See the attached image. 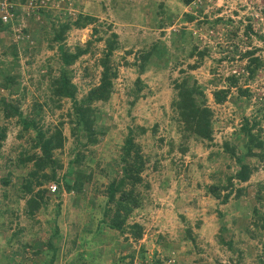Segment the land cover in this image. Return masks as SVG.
I'll return each mask as SVG.
<instances>
[{
  "label": "rangeland",
  "instance_id": "obj_1",
  "mask_svg": "<svg viewBox=\"0 0 264 264\" xmlns=\"http://www.w3.org/2000/svg\"><path fill=\"white\" fill-rule=\"evenodd\" d=\"M38 8H43L47 13L51 11L49 18L38 15ZM13 9L20 10L21 15L15 17L17 20L12 22L9 29L0 32V72L6 71L8 76L17 74V84L13 86L15 90L11 94L9 89L1 86L0 95L8 96L11 100L18 99L23 117L33 119L37 128L49 131L58 121H63L62 147L54 154L61 164L57 170L59 180L71 158V147L77 146L76 138L69 131L67 118L63 115L69 110L70 101L61 99L59 107L49 102L50 94L46 88L48 79L57 76L60 65L56 59V48L50 49L42 43L31 59L23 54V49L25 44L31 46L34 43L24 41L28 35L22 29L47 27L53 21L52 15L62 11V15L72 13L70 16L73 18L76 11L95 15V23L84 28L72 27L63 42L72 49L76 44L84 46L90 41V48L95 54L91 57L90 53L84 54L70 67L74 73L71 82L77 86L75 96L79 97L97 81L98 69L90 66L100 55L104 42L94 40L95 37L104 39L111 32L117 35V47L113 50L112 59L117 65L118 74L113 80L109 99L103 103H93L101 115L95 126H99L103 133L96 134L95 144L86 146L89 150L78 146L84 155L88 154L81 166L85 172L93 170V180L85 184L83 192L79 194L61 190L58 198L52 193L46 198L44 208L33 217L23 215L22 200L18 202L16 214H0L5 222L0 223V246L3 247L4 240L10 239L14 230L24 227L20 231L22 236L19 242H11L12 247H8L3 255H10L23 241L32 243L38 239L45 242L49 228L55 224L52 220L58 218L62 233L53 239L54 245L59 248L56 264L68 261L72 254L59 260L60 251L65 250H62L63 234L70 232V235H81L90 228L89 211L92 204L100 199L96 194L98 189L94 187L100 186L99 189H102L106 184V162L118 156L127 128L135 125L145 128V132L135 139L146 159L141 176L148 186L141 184L139 187L143 198L141 206L134 210L132 220L141 223L144 231L137 243L130 239V243L122 246L120 254H131L134 249L133 264H152V258L159 259L162 264H264V229L260 226L264 207L258 198L264 195L263 160L258 155L260 153L264 159V147H255L252 152L256 154L242 158L244 163L256 168L245 182L233 180L231 195L225 202L212 197L204 189V185L225 182L238 169L237 160L243 154L245 143L239 133L243 117H247L249 122L252 119L260 121L252 132L258 133L264 146V64L252 81L244 83L240 79L237 83L241 88H248L249 98L239 94L235 87L229 88L225 100L220 104L214 103L211 96L212 90L225 86L222 81L211 83L212 77L223 79L229 73H240L246 62V58H238L237 53L231 61L227 54L221 62L215 61L224 57V49H230L231 37L227 36L233 27H238V36L243 39L240 33L248 22L254 30L260 31L263 40L253 35L250 45L259 47L255 55L264 63V12L261 13L264 0H192L188 5L181 0H26L22 4L13 1ZM218 17L232 21L230 24L218 22L212 26L211 21ZM93 26L99 29L95 35L91 33ZM183 30L191 31L192 39L184 50H180L178 35ZM157 42L165 49L164 54L160 57L150 56L149 66L138 74L136 64L139 59L136 55L140 49H147ZM237 42L241 50L249 47ZM193 43L198 49L207 46L208 51L197 68L189 69L187 65L198 59L196 55L187 58ZM12 45H15L16 54L11 52ZM84 66L93 74L82 76ZM211 68L215 69L214 72ZM182 74L191 75V80L197 83L206 97L205 104L213 111L210 142L183 132L170 106L173 80L179 79ZM138 75L145 86L133 101L128 90ZM38 104L41 112L34 115L32 108ZM0 125L6 127L1 148L2 163L7 156L13 157L20 149L28 147L33 133L31 129L23 131L16 117L2 119L1 111ZM78 140L85 142L84 135L80 133ZM224 143L233 150L231 153L226 151ZM50 183L57 185L52 181L44 187ZM237 186L241 187V192L234 197ZM54 193H58V187ZM222 193L224 190L220 195ZM253 207L257 208L258 213L253 212ZM76 245L74 250H81ZM106 245L108 242L89 247L85 250L86 256L87 252L94 255L96 248ZM141 247L146 250L145 258L138 254ZM20 259L22 264H34L36 258L30 249L24 255H14L8 261L3 259L0 252V264H18ZM258 260L263 262L258 263ZM108 262V259L102 260L103 264Z\"/></svg>",
  "mask_w": 264,
  "mask_h": 264
},
{
  "label": "trees",
  "instance_id": "obj_2",
  "mask_svg": "<svg viewBox=\"0 0 264 264\" xmlns=\"http://www.w3.org/2000/svg\"><path fill=\"white\" fill-rule=\"evenodd\" d=\"M19 4L25 3L26 0H13ZM184 5H188L192 0H181ZM67 4V2H66ZM51 10V9H50ZM14 14L13 22L15 17L21 15L20 10L12 9ZM63 12V11H62ZM58 13L52 15L53 21L47 27H36L33 30L24 27L23 33L26 34L27 39L24 41L32 42L34 45H24L23 54L34 58L35 52L39 49L40 44L44 43L46 47L52 49L56 48V59L59 61L58 74L55 77L48 79L47 90L50 94L49 102L55 107L60 106L61 99H68L70 101V108L63 115L67 118L70 133L76 138L77 146L71 147L70 152L72 153L71 158L68 160L67 166L63 173L60 175V180L57 177V170L61 167L57 157H55V150L62 147L63 135H62V124L63 121H58L51 130H43L35 126V121L31 118L23 117L21 110L19 109L18 99L9 98L8 96L0 95V111L2 119H10L16 117L17 123L20 124L23 131L28 129L32 130V139L30 145L26 148L20 149L15 156H7L2 163H0V214L17 213V206L19 201H23V215L27 217H33L35 213L41 211L46 205V198L52 193L49 192L47 187L44 185L48 182H56L58 187V193H53V196L59 198L61 190L69 193L74 192L76 194L82 193L84 185L89 184L93 180V170L89 169L84 171L81 166V162L87 158L84 155L83 150L87 149V145H93L97 142L96 134H102L103 131L99 126H95L97 119L101 116L97 112V108L93 106L94 102H106L113 89V80L117 77L118 69L116 63L113 62L112 53L117 47L116 34L111 32L107 38L95 37L94 40L104 42L103 49L100 50V55L94 59V62L90 66L92 69H98L97 81L95 84H91L88 89L81 93L79 97L75 96L77 92V86L71 82L73 70L70 68L80 57L86 53H90V56L95 55L94 51L90 48V41L86 45H74L72 49H69L63 44L68 30L74 28H84L86 25L95 23L97 20L95 15L76 11L75 17H71L72 13H66L62 15ZM264 12V9L261 13ZM36 13L41 17L48 16L51 14L47 13L43 8H38ZM73 18V19H72ZM188 18H192L189 16ZM249 19V18H247ZM230 18L222 19L221 17L215 18L211 21V25L214 26L218 22L231 23ZM10 22H2L0 19V32L2 30L9 29ZM110 27V25H107ZM238 27L235 26L228 32V37H231L230 49H224V57L215 59L216 62H221L225 58V54L229 56L228 60L231 61L234 55L237 53V57L242 59L246 58V62L242 67L240 73H229L223 79L220 77H212L211 83L216 84L218 82H224L225 86L222 88H216L211 91V96L216 104H220L225 100L226 95L229 92V88L235 87L239 94H244L249 98L250 93L248 88H241L237 86L240 79L243 82L252 81L256 75L257 70L264 64L260 57L255 55V52L259 50V47L250 45L252 36L258 40H263L262 34L259 30H254L251 23L248 22L244 25L241 30V36L237 33ZM99 29L96 26L92 27V34H97ZM184 35V36H183ZM181 41L180 50H184L185 46L191 42L192 34L191 31H181L178 35ZM232 40H236L232 42ZM2 37L0 36V43ZM241 42L249 47L241 50L238 47V42ZM177 49V48H176ZM230 50V53H228ZM208 47L198 49L196 44H191L188 50L187 58L197 56L196 61L188 64L189 69L197 68L200 65L201 58L207 54ZM11 52L16 54L15 45L11 46ZM165 49L157 43L152 44L147 49H140L138 55L139 59L136 67L138 68V74L143 73L149 66L148 60L150 56L160 57L164 54ZM175 58V57H174ZM177 62V61H176ZM214 68L211 71L214 72ZM183 72V70H180ZM93 73L89 72V68L84 66L82 68V76H89ZM16 75H9L6 71L0 72V87H6L9 89V93H13L17 81H15ZM14 86V87H13ZM133 86V88H131ZM144 82L139 79V75L135 77L130 90L129 95H132V100L138 98V94L144 87ZM130 91V92H129ZM173 97L170 101V106L174 114L176 115L177 122L180 123L181 130L192 134L197 139L205 140L210 142L212 140V124L211 118L213 111L205 104V95L199 88L197 83L191 80V75H183L179 79H174L172 83ZM131 100V101H132ZM46 104V102H45ZM51 107V106H50ZM41 112V106L38 104L32 108L34 115H39ZM264 119V113H263ZM259 120L252 119L248 121L247 117H243L239 126V133L245 139L243 144V154L238 158L237 163L239 164L238 169L228 176L225 182L211 183L204 185L205 191L214 198H220L221 201L225 202L231 195V188L233 180L237 182H245L252 171L255 170V166L244 163L242 158L247 155L256 154L252 152V149L263 148V141L259 138L258 133H253L252 128H255L259 124ZM145 132L144 127L130 126L127 128V132L123 137V141L119 147L118 156L110 161L106 162L108 171H106V184L102 189L100 186L94 187L97 196L95 203L92 204L91 210L89 211L90 228L83 231L81 235L73 234L70 235L65 232L63 235L64 243L62 250L59 253V260L69 256V260L64 264H103L102 260L108 259V263L105 264H133L134 249L131 254H120V249L129 240L137 243L143 235L144 227L138 221H133L134 210L141 206L143 193L139 190L140 185L147 187V183H143V177L141 172L144 170L145 157L141 153V146L136 141V136L141 135ZM83 134L85 142L78 140L79 134ZM6 127L0 125V158H2L1 148L5 139ZM241 140V139H240ZM226 151L230 153L233 151L228 148L227 143H224ZM260 159L263 160L261 163V170L264 172V159L261 154H258ZM81 168H80V167ZM98 166V164H96ZM252 166V167H251ZM4 171L1 174V171ZM15 170V171H14ZM104 170V169H103ZM17 171V172H16ZM230 188V189H229ZM229 189V190H228ZM221 190L224 193L221 194ZM228 190V191H225ZM241 187L237 186L234 188V197L239 195ZM259 201L264 207V195H261ZM13 206V207H10ZM59 206V204H58ZM96 206V207H95ZM94 207V208H93ZM253 212L258 213L257 208L253 207ZM0 215V223L4 222L3 217ZM49 219V218H48ZM48 222V221H46ZM55 224L52 225L48 239L45 242L39 241L38 239L29 243L23 241L19 244L17 249L10 253V255H3L8 247H12L11 242H19L21 238V230L24 227L14 230L10 235V239L4 240V245L0 246V252L3 259L6 261L9 258H13L14 255H24L26 250L30 249L31 254L34 258V264H56L58 257V247L54 245L53 239L58 238L62 231L59 227L60 219L56 218L52 220ZM5 223V222H4ZM48 224V223H47ZM260 226L264 229V216L261 217ZM189 236V233H186ZM121 237V240L120 238ZM108 242L106 247L96 248L94 255L89 254L87 256L85 250L91 246H101L102 243ZM75 243L77 247L80 246L81 250L75 251ZM139 253L145 258L146 250L144 247L139 248ZM168 251V250H167ZM170 251V250H169ZM116 257L114 258V256ZM167 258V255H165ZM261 256L260 254L258 255ZM154 257V255H153ZM24 257H22L23 259ZM22 259L18 261V264H22ZM152 264H162L159 259H151ZM60 261V262H61ZM262 260H258V263H262Z\"/></svg>",
  "mask_w": 264,
  "mask_h": 264
},
{
  "label": "built area",
  "instance_id": "obj_3",
  "mask_svg": "<svg viewBox=\"0 0 264 264\" xmlns=\"http://www.w3.org/2000/svg\"><path fill=\"white\" fill-rule=\"evenodd\" d=\"M12 9L13 0H0V19L2 22H10V24H12L14 19ZM47 188L50 192H55L57 186L55 183H50Z\"/></svg>",
  "mask_w": 264,
  "mask_h": 264
},
{
  "label": "clouds",
  "instance_id": "obj_4",
  "mask_svg": "<svg viewBox=\"0 0 264 264\" xmlns=\"http://www.w3.org/2000/svg\"><path fill=\"white\" fill-rule=\"evenodd\" d=\"M57 186V185H56ZM48 189V188H47ZM50 192V191H49ZM51 193H54V192H51Z\"/></svg>",
  "mask_w": 264,
  "mask_h": 264
}]
</instances>
